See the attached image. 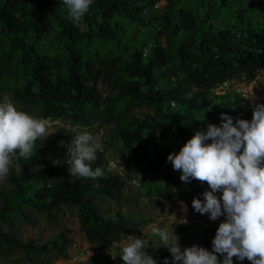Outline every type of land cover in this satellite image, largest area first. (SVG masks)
<instances>
[{
  "label": "rangeland",
  "instance_id": "obj_1",
  "mask_svg": "<svg viewBox=\"0 0 264 264\" xmlns=\"http://www.w3.org/2000/svg\"><path fill=\"white\" fill-rule=\"evenodd\" d=\"M261 6L258 0H227L226 3L223 0H158L153 10L156 9L159 14L171 11L175 18L182 10L189 11L197 25L194 37L200 42L207 34L225 27L232 28L238 34H247L248 28L262 25ZM238 9H245L246 16H238ZM87 13L88 17H84L82 23L75 24L81 31L88 32L76 44L79 54L86 62L113 68L112 82L100 81L98 84L102 95L100 104L86 101L75 108L73 101L55 102L53 105L59 109H52V105H46L37 96L27 99L22 96L23 92L29 90L34 94L39 93L38 85L29 83L33 80L34 63L28 60L27 54L32 49L38 55L50 58L54 80L58 75L65 78L69 76L70 40L62 34L59 25L62 18L69 19L63 7L52 30L46 34L37 33L31 17L27 18L26 31L10 30L0 17V97L7 94L19 108L36 117L53 121L56 126L51 130L56 132L46 140L55 138L59 132L68 135L61 149L50 151L45 156L44 163L39 166L41 169L55 167L67 158L71 140L77 132L88 129L99 136L105 174H118L125 184L120 198L98 194L95 202L107 217L121 218L130 226L123 230L117 240L91 242L80 228L79 206L63 205L60 210L41 211L29 198L43 187L42 182L30 181L19 191L16 184L7 179L0 185V233L37 245L56 239L60 247H54L51 242L50 250L46 253L24 251L9 245L0 237V264H88L99 254L116 255L115 264H124L122 257L117 254L130 235L143 238L144 232L150 234L152 227L166 226L170 232L175 230L183 248V233L179 226L198 231L209 225L219 227L224 220L223 216L215 221L210 220L208 214L196 213L189 206L188 200L193 195L192 186L190 182H183L180 179L181 172L175 171L172 164L167 162L168 154L178 153L182 147L170 116H179L181 124L190 129L193 136L197 130L206 131L203 120L212 116L218 108L230 105L236 96L241 95L251 103L255 98L256 102L262 101L264 53L259 58V68L253 79L218 84L212 91V104L206 109L188 108L174 101L157 104L145 97V93L151 89L145 78L130 75L128 67L136 56L144 64L149 63L157 44L166 42L160 35L161 19L130 18L116 13L109 21L111 34H103L102 28H106V25L101 9L96 6ZM187 34L185 28L180 30L174 48L180 39L187 38ZM20 42L27 44V47H20ZM175 63L176 58H173L168 65L173 66ZM82 72H85V68ZM155 78L154 92L174 80L159 70H156ZM136 85L139 87L134 88ZM135 130L141 132V137L127 145L125 136ZM38 145L36 142L35 154L38 153ZM109 164L112 165L111 170ZM12 168L19 175V163L14 162ZM168 178L172 183L170 191L167 189ZM181 201L187 205L186 212ZM183 219L187 223H181ZM149 238L155 239L156 246H159L158 238ZM161 248L165 247L157 249L150 242L147 251L158 254ZM238 264L245 262L238 261Z\"/></svg>",
  "mask_w": 264,
  "mask_h": 264
},
{
  "label": "trees",
  "instance_id": "obj_2",
  "mask_svg": "<svg viewBox=\"0 0 264 264\" xmlns=\"http://www.w3.org/2000/svg\"><path fill=\"white\" fill-rule=\"evenodd\" d=\"M158 0H93L90 8L99 7L101 15L105 19L106 28H102L103 34H111L109 21L116 13L124 14L130 18H155L161 19L162 28L160 35L166 42H159L155 49L153 59L144 64L142 59L135 57L131 66L128 67L130 75L145 78L151 89L145 93V97L157 104L162 102H176L179 105H186L188 108L206 109L212 104V91L220 83L231 80H251L259 68V58L264 53V2L258 0L261 6L262 25L255 28H248L247 34H238L230 27H225L204 36L200 42L194 37L196 22L189 11L182 10L175 18L171 11L164 14L154 8ZM224 3L227 0H223ZM65 8L63 0H0V17L10 30L26 31L28 28V17L32 18V24L38 34L49 33L55 20L59 17L60 9ZM148 10L147 12L145 10ZM67 10V9H66ZM153 10V11H152ZM237 15L245 17V9H238ZM85 17H88L86 13ZM62 34L70 40L69 49L71 60L67 78L57 76L53 79L50 58L38 55L33 49L28 53V60L33 62L32 77L29 83L38 85V94L32 91L23 92L22 96L39 97L46 105H52V109H59L53 104L55 102H74V107L79 108L84 102L100 104L102 95L98 88L100 81L112 82L113 68L111 66H96L95 63L86 62L79 54L76 44L88 35V32L81 31L68 18H62L60 23ZM185 28L188 36L180 39L174 48L175 38L180 30ZM23 49L27 44H18ZM31 54H34L33 56ZM176 58V63L169 66L171 59ZM165 67V69L163 68ZM85 68V72L82 69ZM156 70L161 71L167 77L174 80L156 92L153 85L156 84ZM139 85L134 86L138 88ZM133 89V88H132ZM137 92V90L135 91ZM264 102V98L262 101ZM253 103L238 95L228 106L218 108L210 117L203 120V126L207 129L209 123L219 125L221 113H228L234 120L242 118L251 120L253 115ZM176 134L180 137L182 146L192 137L190 129L185 128L179 116H170ZM141 137V132L135 130L125 136L127 145H131L136 138ZM68 138L66 133L59 132L55 138L40 141L38 153L30 160L20 159L15 161L20 165V173L17 175L13 168L8 180L16 184L19 191H22L26 183L39 181L44 185L38 189L35 196L29 198L31 202L41 211L51 212L60 210L63 205H77L80 208V228L85 232L91 242H104L117 240L122 236L123 230L130 226L121 218L107 217L97 206L96 195L105 194L112 197H121V189L125 182L118 174H105L96 180L76 178L70 176L66 159L57 166L48 169L39 168L44 163L45 156L50 151H57L63 147ZM104 158L101 152L93 167H102ZM171 167L168 168V171ZM167 181V189L170 191L172 183ZM192 197L188 204L193 211L192 200L194 197L203 199V193L210 189L207 182L201 183L198 180H191ZM196 212V211H195ZM198 213V212H196ZM218 226L209 225L203 230L194 231L187 226H179L182 232V243L184 247L193 244L212 249V240L215 237ZM0 237L11 246H16L24 251H36L46 253L50 250L51 242L54 247H60L58 240H52L42 245L34 244L32 241L23 242L18 238L10 237L0 233ZM163 264L168 258L169 264H175L170 251L161 248L158 254H152ZM222 259V257H221ZM234 264L238 259L233 258ZM245 264H251L247 259ZM116 259L110 254H99L94 256L88 264H115Z\"/></svg>",
  "mask_w": 264,
  "mask_h": 264
},
{
  "label": "clouds",
  "instance_id": "obj_3",
  "mask_svg": "<svg viewBox=\"0 0 264 264\" xmlns=\"http://www.w3.org/2000/svg\"><path fill=\"white\" fill-rule=\"evenodd\" d=\"M92 3L63 0L69 19L77 25L83 22ZM252 101L251 120H234L228 113H221L219 125L209 123L206 131L197 130L178 153L167 156L173 169L181 172L183 182H207L210 190L203 193V199L193 198L194 210L208 214L213 221L224 217L211 251L199 244L182 248L174 229L170 232L166 226H157L150 234L143 231V238L128 236L117 254L124 264H158L147 251L150 242L157 249L167 248L175 264H234V257L241 262L247 259L251 264H264V102H256V98ZM55 126L50 119L19 108L9 95L0 97V185L11 175L14 162L30 160L36 142L56 132L51 130ZM99 139L88 129L73 135L65 160L70 176L96 180L105 175L104 168L93 167L103 151ZM111 167L109 164V170ZM181 206L186 212L183 201ZM149 237L158 238L159 246ZM163 264H169L168 258Z\"/></svg>",
  "mask_w": 264,
  "mask_h": 264
},
{
  "label": "built area",
  "instance_id": "obj_4",
  "mask_svg": "<svg viewBox=\"0 0 264 264\" xmlns=\"http://www.w3.org/2000/svg\"><path fill=\"white\" fill-rule=\"evenodd\" d=\"M262 2H264V0H261Z\"/></svg>",
  "mask_w": 264,
  "mask_h": 264
}]
</instances>
